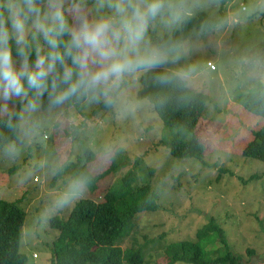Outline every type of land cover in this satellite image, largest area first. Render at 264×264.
I'll return each mask as SVG.
<instances>
[{"label":"rangeland","instance_id":"obj_1","mask_svg":"<svg viewBox=\"0 0 264 264\" xmlns=\"http://www.w3.org/2000/svg\"><path fill=\"white\" fill-rule=\"evenodd\" d=\"M186 4L191 16L204 11L221 20L212 31H190L182 58L161 67L188 72L190 89L209 96L197 128L206 145L203 159H178L161 145L172 130L148 100L137 98L146 73L130 86V107L97 111L98 104L85 103L82 111L64 105L33 114L38 124L28 135L20 133L14 142L18 152L8 154L7 145L0 150V200H20L28 213L20 248L24 264H51L50 245L57 231L45 226L48 219L67 218L75 203L88 196L69 174L54 182L59 167L75 163L85 146L95 154L93 174L118 165L98 184L100 191L129 172L141 184L148 169H154L150 183L159 209L139 214L136 233L122 246L142 252L144 264H168L169 246L196 241L197 232L210 222L223 229L230 252L241 257V264H264V177L250 180L264 173V163L242 154L264 117L239 102L251 90L264 89V0ZM166 19L151 23L149 40L150 34L163 39L180 28L182 22L169 27ZM14 108L9 105L10 111ZM206 248L217 257L213 251L222 250L224 243L216 240Z\"/></svg>","mask_w":264,"mask_h":264},{"label":"clouds","instance_id":"obj_2","mask_svg":"<svg viewBox=\"0 0 264 264\" xmlns=\"http://www.w3.org/2000/svg\"><path fill=\"white\" fill-rule=\"evenodd\" d=\"M165 15L171 27L192 10L186 0H0V113L8 116L6 126L14 127L10 104L22 105L17 126L23 135L38 124L33 114L45 108L80 102L130 107V86L186 51L181 42L148 39L151 23ZM187 76L181 70L154 79L164 84ZM6 151L15 155L18 148L13 142Z\"/></svg>","mask_w":264,"mask_h":264},{"label":"trees","instance_id":"obj_3","mask_svg":"<svg viewBox=\"0 0 264 264\" xmlns=\"http://www.w3.org/2000/svg\"><path fill=\"white\" fill-rule=\"evenodd\" d=\"M220 23V19L201 11L184 19L180 28L172 35L160 39L155 34H150V41L152 44L184 43L190 31L196 29L212 31ZM164 72L173 71L160 67L143 75L137 98L148 100L152 110L172 130L171 138L162 140L161 145L166 146L173 157L202 160L206 153V145L198 136L197 128L209 96L192 91L186 79H174L164 84L155 81V75ZM239 102L251 113L264 117L262 87L251 90ZM84 104L85 102L66 105L82 111ZM21 107L22 105L15 104L14 110L11 111L14 125L12 128L6 126L7 115L0 117V150L17 141L20 136L21 131L17 125ZM109 108L111 107L99 103L97 111ZM79 127L80 125L76 129ZM72 136L75 138L76 135ZM242 154L264 163V125L254 131L253 140L243 149ZM94 161V152L85 146L75 163L63 164L56 173L54 182L69 174L75 181L84 185L89 194L75 203L67 218L52 216L48 219L45 226L57 231L50 245L51 264H144L142 252L136 251L135 248L124 250L122 246L126 238L136 233L137 216L159 209L158 195L150 183L154 169H148L147 176L141 184H136L135 173L129 172L104 191H100L98 184L106 175L114 173L118 165L114 162L109 166V170L93 174ZM141 161L139 159L137 164ZM98 175L101 176L96 177ZM262 177L264 173L253 175L250 180ZM20 203V200L14 202L0 200V264H24L26 260L20 248L22 228L28 213ZM196 237V241L185 240L171 244L168 248V264H241V257L230 252L223 229L219 225L210 222L197 232ZM216 240H222L224 248L213 251L218 253L217 257H213L206 246Z\"/></svg>","mask_w":264,"mask_h":264}]
</instances>
